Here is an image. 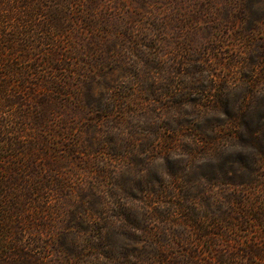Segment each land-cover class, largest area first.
<instances>
[{"label": "rangeland", "instance_id": "1", "mask_svg": "<svg viewBox=\"0 0 264 264\" xmlns=\"http://www.w3.org/2000/svg\"><path fill=\"white\" fill-rule=\"evenodd\" d=\"M263 2L251 0L249 16L245 0L57 1L63 30L56 34L63 67L58 74L66 77L68 66L74 72L62 98L71 118L58 119L73 128L62 149L71 145L74 151L56 157L69 180L75 226L73 233L59 234L63 243L94 241L109 253L112 264H120L116 257L152 253V238L167 251L177 247L185 225L169 198L159 202L156 189L175 174L200 187L198 148H207L216 131L219 147L233 141L235 131L221 124L222 103L232 108L240 97L252 101V90L234 87L225 95V86L237 80L264 84ZM240 33L247 39L239 40ZM238 55L243 63L256 62L259 78L241 69ZM130 120L143 127H130L127 134ZM181 122L188 137H181L182 154L176 158L168 154L167 142ZM105 125L114 127L108 133ZM115 127L120 128L119 138ZM193 137H202L198 145ZM146 205L150 215L143 210ZM80 259L78 264H90Z\"/></svg>", "mask_w": 264, "mask_h": 264}, {"label": "trees", "instance_id": "2", "mask_svg": "<svg viewBox=\"0 0 264 264\" xmlns=\"http://www.w3.org/2000/svg\"><path fill=\"white\" fill-rule=\"evenodd\" d=\"M57 1L0 0V264H78L80 258L112 264L109 253L94 241L75 246L58 237L73 233L75 226L69 180L56 160L62 152H74L71 145L62 149L73 128L58 120L71 118L62 98L69 93L74 72L68 66L66 77L58 74L63 67L57 35L63 30ZM250 2L244 5L249 16ZM240 35L239 40L247 39ZM238 56L241 69L259 78L256 62L243 63ZM241 86L252 90V101L240 97L232 108L222 103L221 124L235 131L233 141L219 147L216 131L207 148H198L203 162V174L196 179L200 187L175 174L155 190L160 203L169 198L185 225L177 247L167 251L152 238V253L116 257L120 264H264V96L256 93L264 84L237 80L225 86V95ZM186 126L181 122L173 127L175 137L167 142L172 157L182 154L179 142L188 137ZM198 138L192 139L196 145ZM143 198L147 201L149 193ZM143 210L151 214L147 205Z\"/></svg>", "mask_w": 264, "mask_h": 264}, {"label": "clouds", "instance_id": "3", "mask_svg": "<svg viewBox=\"0 0 264 264\" xmlns=\"http://www.w3.org/2000/svg\"><path fill=\"white\" fill-rule=\"evenodd\" d=\"M257 95H264V88H261L259 90V92H256ZM106 99H107V96L105 95ZM169 116H172V115H169ZM145 123H147V120H145ZM113 125H105V132H111L112 129H113ZM130 127H134L136 129H140L143 127V125L139 122V121H135V120H130L129 123L127 124L126 128H125V131L127 132V134H129V130H130ZM115 131L118 135H115L119 138V134H120V128L119 127H115ZM241 150L240 151H243V148L242 146H240ZM218 151H223V152H226L222 149L218 150ZM217 151V152H218ZM237 152V151H235ZM244 152V151H243ZM250 152V151H249ZM205 161H208V160H205ZM148 167H152V168H157L158 165H154V164H149ZM133 174H136L138 175V173H133ZM113 227L115 228H118L120 225H116V224H112Z\"/></svg>", "mask_w": 264, "mask_h": 264}]
</instances>
